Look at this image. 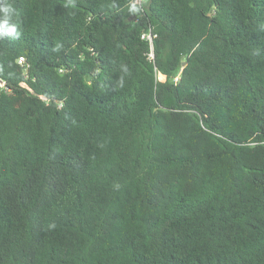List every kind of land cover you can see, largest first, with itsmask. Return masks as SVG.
<instances>
[{
  "label": "trees",
  "instance_id": "16d2710c",
  "mask_svg": "<svg viewBox=\"0 0 264 264\" xmlns=\"http://www.w3.org/2000/svg\"><path fill=\"white\" fill-rule=\"evenodd\" d=\"M0 79V264H264V0H0Z\"/></svg>",
  "mask_w": 264,
  "mask_h": 264
},
{
  "label": "built area",
  "instance_id": "2783aa9c",
  "mask_svg": "<svg viewBox=\"0 0 264 264\" xmlns=\"http://www.w3.org/2000/svg\"><path fill=\"white\" fill-rule=\"evenodd\" d=\"M137 2H139V0H137ZM142 37L145 38V39H148L149 42H151V41H152V37H153V35H152L151 32H148L147 34H143ZM149 57H150V58L153 57V53H152V52L149 53ZM20 60H21V58H20Z\"/></svg>",
  "mask_w": 264,
  "mask_h": 264
},
{
  "label": "clouds",
  "instance_id": "9594fccd",
  "mask_svg": "<svg viewBox=\"0 0 264 264\" xmlns=\"http://www.w3.org/2000/svg\"><path fill=\"white\" fill-rule=\"evenodd\" d=\"M10 9V6H4L2 8V11L5 13V15L7 16L8 10Z\"/></svg>",
  "mask_w": 264,
  "mask_h": 264
},
{
  "label": "water",
  "instance_id": "95a60500",
  "mask_svg": "<svg viewBox=\"0 0 264 264\" xmlns=\"http://www.w3.org/2000/svg\"><path fill=\"white\" fill-rule=\"evenodd\" d=\"M182 65H185V62H182ZM4 85V82L2 79H0V87H2Z\"/></svg>",
  "mask_w": 264,
  "mask_h": 264
},
{
  "label": "rangeland",
  "instance_id": "374dc122",
  "mask_svg": "<svg viewBox=\"0 0 264 264\" xmlns=\"http://www.w3.org/2000/svg\"><path fill=\"white\" fill-rule=\"evenodd\" d=\"M158 77H159V79H161V80H163V79H164V76H163V75H162V76H161V75H159Z\"/></svg>",
  "mask_w": 264,
  "mask_h": 264
}]
</instances>
